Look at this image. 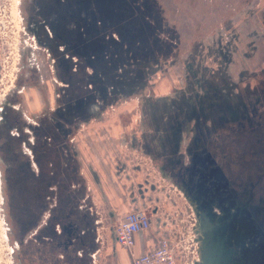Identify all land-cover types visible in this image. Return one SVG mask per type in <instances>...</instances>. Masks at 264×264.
<instances>
[{"label":"flooded vegetation","instance_id":"1","mask_svg":"<svg viewBox=\"0 0 264 264\" xmlns=\"http://www.w3.org/2000/svg\"><path fill=\"white\" fill-rule=\"evenodd\" d=\"M117 1L110 0L112 7L106 14L102 0H21L25 33L34 42L29 49L45 51L53 102L42 103L38 110L24 107L26 86L42 92L38 83L45 82L33 57L28 80L17 74V88L14 84L0 106V189L5 193L3 217L14 262L18 258L16 244L25 253L32 252L35 228L45 226L48 238L50 220L46 214L50 212L44 200H49L52 159L67 152L65 147L54 153L52 139L65 138L77 125L75 135L82 125L100 121L101 114L117 103L82 120L84 113L99 106L84 99L82 70L95 73L99 68L93 65L105 47L101 43L105 29L99 31V24L114 21L120 12H113ZM119 4L126 5V0ZM164 26L173 36V45L163 57L153 59L155 70L147 76L146 87L140 88L146 78L143 75L124 99L138 103L141 129L138 138L133 136L134 145L187 202L194 264H264V77L259 78L257 68L249 70L255 75L249 92L243 79L247 73L243 70L248 69L243 65L234 70L233 46L214 48L220 72L188 57L181 62L177 55L180 35L173 27ZM237 42L233 48L236 54L243 50ZM109 47L115 49L114 43ZM255 48L253 45L252 50ZM168 61L176 66L180 80ZM254 65L259 67V59ZM167 76L171 78L167 80ZM155 83L166 90H157ZM135 167L140 171L143 165ZM148 180L147 175L140 181L132 179L131 187L151 208L149 193L154 186L148 185Z\"/></svg>","mask_w":264,"mask_h":264},{"label":"rangeland","instance_id":"2","mask_svg":"<svg viewBox=\"0 0 264 264\" xmlns=\"http://www.w3.org/2000/svg\"><path fill=\"white\" fill-rule=\"evenodd\" d=\"M156 1L162 9L165 24L173 27L177 34L180 35V37H178L180 40L177 55L181 62L184 63L185 59L188 57L190 60L193 59L194 62L202 61L204 63L203 65H206L205 68L208 67L212 71L220 72V58L215 56L214 51L220 49L219 44L226 45L227 49L230 48V46L235 48L236 43L234 42L238 41L237 43L243 50H238L236 54V51L232 48V56L233 52L235 54L233 56L234 60L232 59L234 70L238 71L243 65L244 68L248 69L247 71L243 70L247 72L244 73L246 76H244L243 79L246 82V88L249 92V88L255 85V81L253 80L255 78H252L255 77V75H252V73L250 74L249 70L257 68L260 74L259 78L261 77L262 79L264 77V74H262L264 73V0ZM20 4L21 0H0V106L4 102V98L7 96L6 94H9L17 86V83L15 84L17 74L20 73L19 76L22 77L23 80H28L29 73H32V71L29 72V69H31L33 65L34 57L43 70L42 73L45 82L41 83V80H39L40 82L38 83L40 85L38 87L43 89V91L38 92L35 90L36 88L30 89L29 86H26V90L23 92L22 96L25 99L23 104L25 109L27 108L26 110H32L33 108H37L36 110H38L44 102L52 105L53 96L51 93L50 76H46L48 72H45V69L48 71L45 51L38 48L29 49V45H34V42L30 39L28 33H25L26 30ZM241 27L243 30L240 32ZM234 33H238L236 39L233 36ZM233 37L235 40L232 39ZM228 40H230V42H227ZM252 41L253 44H251ZM200 42L202 43L200 44ZM253 45L254 47L256 46L255 51L252 50ZM247 47L251 48L247 50ZM23 48H25V50ZM222 48L223 47H221V49ZM258 59L259 67L254 65ZM166 64L175 69V78L180 80V74H178V70L176 71L174 63L168 61ZM170 73H173V71H170ZM248 77L252 79L247 80ZM170 78L171 77L167 76V79ZM20 83L22 87L24 83L21 81ZM14 84L15 87H13ZM262 85L260 81V86ZM165 90L166 89H163L162 91ZM137 105L138 103L136 100L126 99V101L122 100L117 102L112 108L107 109L105 113L101 114V116L103 115L101 119L103 124L100 126L103 127V130H109L111 138L122 134V132L125 134H123L125 139H128L129 134H132L131 136H137L136 138H138L141 126L138 121L139 112L136 107ZM129 110L131 114H128ZM125 114L126 117H124ZM130 115H132L131 120L129 118ZM93 126L92 124L90 127ZM82 128L86 129L88 127L79 128L73 136L75 142L77 140L79 141L77 137L79 133H81ZM85 131H89L93 136H97L98 133L96 127L86 129ZM119 157L125 158L130 161V163L134 161L133 164L138 162V164H140L141 162V159L135 158L134 155L127 153L125 148L121 147L115 154V158ZM144 172L145 170L142 171V173ZM149 172H151V170H149ZM5 206V193L3 191L2 194V189H0V264H14L12 258V245L9 240H7V223L3 217V214H5ZM178 207H180V210H178V212H180L179 216H173L172 212L174 208L169 207V209L167 208L163 213V220L165 219V215H172L173 219L176 220V224L169 225L172 229V231L168 230L169 234L175 235L177 237L176 243L178 246L183 250H187L186 247L190 246L193 233L185 208L187 207V203L183 197L178 199ZM121 216L122 212L120 211V213L117 214L116 222Z\"/></svg>","mask_w":264,"mask_h":264},{"label":"crops","instance_id":"3","mask_svg":"<svg viewBox=\"0 0 264 264\" xmlns=\"http://www.w3.org/2000/svg\"><path fill=\"white\" fill-rule=\"evenodd\" d=\"M157 77L156 74L154 78L157 80ZM156 85L157 90L163 89L164 85L159 83ZM129 113L131 114V111H128ZM129 118L131 120L132 115ZM92 124L94 126L90 127ZM101 124L103 121L100 120L81 126L88 127L86 129L96 127L97 136H93L89 131H85V128H82L77 137L78 142L74 141V137L71 138L79 162V175L84 181V189L73 203L61 202L59 204V207L62 208L60 210L65 211L63 215L60 214V218L55 217L57 211L52 213L51 244L37 248L32 241V252L29 253H25L24 249L20 247L21 245L16 244L18 258L14 264L130 263L129 251L122 248L116 241L114 227L117 214L120 211L123 214L128 209L145 206L144 203L147 199L140 196L136 188L131 187V181L132 179L134 182L140 181L145 174H148L149 168L154 173L158 172L149 166L148 157L134 145L132 134H129L128 139L124 138L123 132L111 138L109 130H103ZM117 147L125 148L127 153L141 159L140 164L143 165L145 172L136 170L134 161L130 163L123 157L115 158L119 149ZM128 178L131 181L127 180ZM62 192L63 189L59 186L57 190L59 196L62 195ZM165 210L163 208L154 212L151 215V228L136 235L134 246L136 254L151 250L160 238L170 236L168 230L171 228L168 222L164 224L162 220ZM48 215L47 213L46 218Z\"/></svg>","mask_w":264,"mask_h":264},{"label":"trees","instance_id":"4","mask_svg":"<svg viewBox=\"0 0 264 264\" xmlns=\"http://www.w3.org/2000/svg\"><path fill=\"white\" fill-rule=\"evenodd\" d=\"M102 1L106 2L104 7L106 14H108L107 9L112 7L110 0ZM123 1L118 0L113 8V12L120 10V12H117L118 15L113 16V22H100L99 24V31L105 29V35L101 37V43L105 47L101 48L99 59L93 61V65L99 68L94 70L95 73H88L85 69L82 70L84 99L90 104L94 102L99 105L97 106L98 110L95 108L84 113L82 120L88 119L97 113L100 114L109 104L124 100L133 92V88L143 80V75L146 78L140 88H145L148 81L147 76L155 70L153 59L163 57V53L173 45V36L165 32V29H167L164 26L165 20L156 0H126V5L119 4ZM121 9H124L123 13ZM112 43L115 46L113 50L109 47L112 46ZM76 127L77 125L72 129L69 128L70 130H68L65 138L62 136L52 139L53 152L55 149L60 152V149L65 147L67 152L65 156L59 154L58 158L53 156L52 159L51 183L47 187V191L50 192L47 196L49 200L47 198L44 200L45 209L50 212L48 218L50 221L46 225L47 231H49L47 236L50 240L44 235L45 226L36 229L31 239L37 248L51 244L50 224L53 220L52 213L57 211L55 217L60 218V214L63 215L65 212L60 210L62 208L59 207V204L61 202L73 203L84 189V181L79 175L76 150L71 143ZM65 130L67 132V127ZM56 131H58L57 128L54 132L56 133ZM61 132L63 134V129ZM59 186L63 189L61 196L57 193Z\"/></svg>","mask_w":264,"mask_h":264},{"label":"built area","instance_id":"5","mask_svg":"<svg viewBox=\"0 0 264 264\" xmlns=\"http://www.w3.org/2000/svg\"><path fill=\"white\" fill-rule=\"evenodd\" d=\"M149 169L152 171L151 168ZM140 171H143V168ZM152 172L151 174L148 170V174H145L149 178L148 185L154 186L151 193H149L152 196L150 204L153 203L150 205L151 208L147 206L143 208L136 207L128 209L123 213L114 227L116 241L122 248L129 251L131 257L129 264H194L193 237L191 238L190 246L186 247L187 250H183L178 246L176 243L177 237L171 234L170 236L160 238L155 246L147 252L140 254L134 252L136 235L140 232H146L151 228V215L154 212L159 211V209L172 207L174 208L172 212L173 216L177 217L180 214L178 212L180 210L178 199L183 197L182 193L175 185L164 180L158 173ZM160 199L162 200L160 201ZM185 208L187 209V207ZM187 217L189 221L188 213ZM163 222L164 224L168 222L169 225L176 224V220L173 219L171 214L165 215ZM169 230L172 231V229Z\"/></svg>","mask_w":264,"mask_h":264}]
</instances>
